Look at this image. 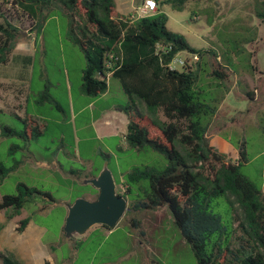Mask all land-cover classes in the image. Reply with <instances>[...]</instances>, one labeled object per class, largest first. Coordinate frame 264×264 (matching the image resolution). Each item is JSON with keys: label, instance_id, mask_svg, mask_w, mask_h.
<instances>
[{"label": "rangeland", "instance_id": "374dc122", "mask_svg": "<svg viewBox=\"0 0 264 264\" xmlns=\"http://www.w3.org/2000/svg\"><path fill=\"white\" fill-rule=\"evenodd\" d=\"M142 1L116 0L113 16L134 17ZM0 7L20 30L8 62L0 64V110H4L0 120L24 129V122L8 113L16 111L24 116L26 101L33 110V93L44 89L45 85L50 86L63 108L61 111L50 104L42 107L48 119L44 134L36 139L28 140L18 135L0 137V158L9 165L22 159L20 167L0 186V202L4 194L17 193L18 182L53 196L50 200L37 194L33 212L26 208L21 214L13 215V208H0V254L12 256L21 264H196L194 252L174 224L168 206L127 214L111 234L96 231L88 232L91 236L86 233L66 237L63 227L68 205L83 196L84 180L95 175L99 168L108 163L118 177L136 165L164 166L168 159L152 150H121L117 138L110 139L116 156H103L101 152L106 150L103 141L106 140L95 137L92 113L73 111L82 106L77 92L86 58L68 33L67 17L63 14L50 17L36 38L35 19L10 0H0ZM254 9V0H187L181 10L169 3L162 6L168 15L170 30L183 34L191 46L212 49L218 55L207 56L212 69L225 63L220 57L223 52L232 51L236 45L244 48L238 69L227 70L229 91L207 136L215 148L232 160L239 155L238 146L246 141L251 160L245 164L243 172L257 184H263L264 20L256 17ZM79 19L77 17L76 23H80ZM248 27L258 30L257 40L241 45L238 40L249 36L241 30ZM17 54L35 56L32 75L30 65L23 67L22 62L15 60ZM249 64L255 67L253 73L247 70ZM42 68L47 76H41ZM109 98L116 101L107 102L118 104H125L129 99L116 78L112 79ZM101 106L98 102L95 108L98 110ZM158 117L167 120L161 110ZM61 139L67 143L65 149H59ZM12 144L21 148L12 149ZM210 164L211 161L205 163L206 174L210 172ZM72 170L79 171L80 175ZM119 186L118 191L121 190ZM221 201L229 207L227 199ZM30 215L32 219L27 226L19 230L20 221ZM136 220L140 221L139 226ZM0 264H4L1 255Z\"/></svg>", "mask_w": 264, "mask_h": 264}, {"label": "trees", "instance_id": "16d2710c", "mask_svg": "<svg viewBox=\"0 0 264 264\" xmlns=\"http://www.w3.org/2000/svg\"><path fill=\"white\" fill-rule=\"evenodd\" d=\"M10 1L36 20L37 38L43 23L50 17L66 16L68 33L86 57L82 69L84 91L97 97L108 90L107 73L111 79H118L130 97L125 104H118L129 118L128 144L138 151L152 150L167 157L164 166L136 165L115 177L121 185L119 193L129 201V209L123 217L139 210L168 206L174 224L194 252L196 264H264V183L257 184L243 172V167L251 160L246 141L238 146L239 155L232 160L215 148L207 136L229 91L227 70L238 69L244 48L236 45L232 51L223 52L219 56L225 63L212 69L207 56L218 57L212 49L191 46L183 34L167 26L168 15L162 6L169 3L181 10L187 0H161L158 11L152 15L121 18L113 16L116 0ZM254 1L255 15L263 21L264 0ZM77 17L80 23H76ZM19 31L0 7V64L8 62ZM241 31L249 34L238 40L241 45L257 40V29L248 27ZM157 43L170 44L172 49L157 54ZM183 51L198 53L199 61L193 67L170 69L167 64ZM15 60L22 62L23 67L32 65L34 68V56L17 54ZM247 70L253 73L254 65L249 64ZM33 97V110L26 101L24 116L16 111L8 113L22 120L24 129L0 120V137L18 135L36 139L44 134L48 119L42 107L50 104L63 111L48 86L33 93ZM160 110L167 120L158 117ZM11 148L21 146L12 144ZM101 153L110 158L105 151ZM210 161V172L206 174L205 163ZM21 164L22 159L9 165L0 158V186ZM71 172L80 175L77 170ZM85 186L81 195L98 194L93 186ZM37 194L53 200L50 192L18 182L17 193L4 194L0 208H13V215L21 214L26 208L33 212ZM222 198L227 199L229 207H225ZM31 219V215L22 219L19 230ZM135 222L140 225L139 220ZM0 255L4 264H21L12 256Z\"/></svg>", "mask_w": 264, "mask_h": 264}, {"label": "water", "instance_id": "95a60500", "mask_svg": "<svg viewBox=\"0 0 264 264\" xmlns=\"http://www.w3.org/2000/svg\"><path fill=\"white\" fill-rule=\"evenodd\" d=\"M98 190L97 197H77L68 205L64 223L67 238L86 234L95 225L114 228L129 209L128 198L119 193L113 171L104 166L100 172L84 180Z\"/></svg>", "mask_w": 264, "mask_h": 264}, {"label": "crops", "instance_id": "0c3cea01", "mask_svg": "<svg viewBox=\"0 0 264 264\" xmlns=\"http://www.w3.org/2000/svg\"><path fill=\"white\" fill-rule=\"evenodd\" d=\"M83 54H84V51H83ZM84 57H85V54H84ZM34 58H35V56H34ZM34 63H36V59H35ZM85 64H86V62H85ZM85 64H84V66H85ZM30 68L32 71L31 72V75H32V73H34L32 65H30ZM82 69H81V73H80V84L78 86V92H77V98L79 101H82V106L78 109V111H76L75 109H73V111L76 113V112H81L82 110H89L92 113L93 118H92V122H91L92 124L91 125L93 128L94 135L99 140H106V141H103L105 148H106L105 152L108 153L110 155V157L112 154H114V156H116L115 151H113L112 146H110V139L111 138H117V144H118L119 149L123 150L125 148L127 150H130V149L135 150L134 148H132L128 144V142L126 140V134L128 131V123H129L128 116L120 107H118L117 102H113V103L107 102V101H116V100H112L109 98L110 90H111V82H112V79L110 78L109 73H107V75H106V79H107L108 85H109L108 90L105 93H102L97 97H92V96H89L83 89V86H82ZM41 76L42 77L47 76V72L43 68L41 70ZM46 86H48L50 88L49 85H45V87ZM69 87L72 89V84H70ZM123 91H124V89H123ZM53 96L56 98L57 101H59V99L55 95H53ZM129 100H130V97L127 101H129ZM98 102L100 104L102 103V106L97 110V108H95V107H96V104ZM66 145H67V143H65L64 139H61V144L59 146V149L60 148L65 149ZM107 165H108V163H106V166ZM101 168H99V169L101 170ZM91 177H93V176H91ZM85 185H87V184H85ZM119 187L121 189V185ZM83 196L88 197L90 199H94L97 197V195L92 194L91 192H88ZM145 210H149V209H145ZM114 228L110 229L107 227H103L102 225H95L92 228H90V230L88 232L100 231L102 234H105V233L111 234L114 231ZM88 234H89L88 236L92 235V233H88Z\"/></svg>", "mask_w": 264, "mask_h": 264}, {"label": "built area", "instance_id": "2783aa9c", "mask_svg": "<svg viewBox=\"0 0 264 264\" xmlns=\"http://www.w3.org/2000/svg\"><path fill=\"white\" fill-rule=\"evenodd\" d=\"M159 1L161 0H143L137 9V14L134 17H144L154 14L158 11ZM172 46L170 44L157 43L155 51L157 54L162 55V53H167L171 51ZM186 53L185 56H181V53ZM177 53L172 60L167 64L170 69H183L184 67H193L197 61L200 59L198 53H190L183 51Z\"/></svg>", "mask_w": 264, "mask_h": 264}]
</instances>
